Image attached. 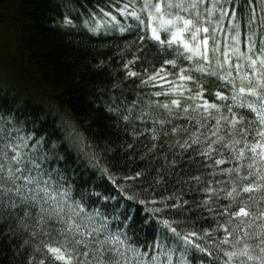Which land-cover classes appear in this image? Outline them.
Returning a JSON list of instances; mask_svg holds the SVG:
<instances>
[{
    "label": "snow or ice",
    "instance_id": "snow-or-ice-1",
    "mask_svg": "<svg viewBox=\"0 0 264 264\" xmlns=\"http://www.w3.org/2000/svg\"><path fill=\"white\" fill-rule=\"evenodd\" d=\"M117 11L143 27L141 42L149 40L172 56L142 81L151 82L153 87L157 81L162 82L161 90L152 95L171 99L164 103L148 101L147 110L139 118L146 122L144 117H151V110L158 108L172 119L186 120L189 127L173 125L169 132L163 126L171 123L170 119L152 117V139L159 140L160 132L175 135V146L182 150L175 155L192 150L214 160L207 165L214 169L210 173L213 177L218 172L228 176L226 181L208 182L202 190L197 187L203 192L198 207L211 214L214 227L200 232L178 230L175 225L180 221L157 214L166 208L183 209L189 201L182 194L173 192L157 200L152 192L149 200L133 191L127 194L128 200L145 206L163 205L153 207L152 216L146 218V223L156 218L160 229L151 243L130 236L127 223L124 229L113 230L112 220L99 208L88 211L83 194L74 198L73 189L66 185L58 168L44 166L50 158L39 152L42 139L30 145L31 136L13 137L2 127L0 215L7 212L15 217L17 227L30 231L33 239L48 238L40 244L52 264H195V259L190 261L189 257L196 253L201 254L199 259L205 255L210 258L203 264H264V0H126ZM104 16L110 20L98 23L92 31L105 25L126 30L111 12H104ZM242 24L247 28L243 39ZM167 66L176 71H169ZM127 75L134 77L137 73L129 71ZM203 77H215L228 89V93L215 92L221 103L204 98ZM190 85H195V90ZM128 119L124 117L125 122ZM156 125L161 126L159 130ZM214 154L220 158L214 159ZM165 160V167L153 178L154 186L165 184V176L175 175L177 160L173 158L170 164L167 157ZM227 163L233 166L219 168ZM143 175L141 171L126 179L136 180ZM189 180L199 185L202 177L192 175ZM214 183L222 186L215 187ZM118 187L125 192L132 186ZM148 191L142 189L143 193ZM126 219L131 222L133 216ZM43 249L40 245L35 248L37 252ZM39 264H46V259H40Z\"/></svg>",
    "mask_w": 264,
    "mask_h": 264
},
{
    "label": "trees",
    "instance_id": "trees-1",
    "mask_svg": "<svg viewBox=\"0 0 264 264\" xmlns=\"http://www.w3.org/2000/svg\"><path fill=\"white\" fill-rule=\"evenodd\" d=\"M124 2L0 0V127L13 137L31 136L30 145L42 139L39 152L47 153L50 158L44 166L61 171L66 185L73 189L74 198L79 199L83 194L88 211L99 208L112 220L113 230L124 229L127 223L130 236L151 243L160 225L156 218L147 223L146 218L152 216L153 207L163 205L145 206L128 200L127 194L135 191L149 200L152 192L156 193L157 200L173 192L182 194L188 205L179 211L166 208L157 216L180 221L175 225L178 230L200 232L202 228L214 227V221L206 209L198 207L203 192L197 191V187L202 190L208 182L226 181L228 176L218 172L213 177L210 173L214 169L207 165L214 160H207L192 150L183 156L175 155L182 151L175 146L178 138L175 135L165 136L160 132L159 140L152 139V117L170 119L171 123L163 126L169 132L173 125L189 127L186 120L172 119L163 109L153 108L151 117L145 116L146 122H141L139 117L147 110L148 101L164 103L171 99L152 95L161 90L162 82L157 81L153 87L151 82L143 84L142 81L172 56L149 40L141 42L143 27H137L136 21L131 19L128 25L121 23L117 8ZM104 12L115 15L126 30L121 32L119 26L113 29L106 25L92 31L97 22L108 18ZM246 32L242 24V39ZM129 61L134 62L129 64ZM167 67L169 71H176ZM129 71L137 75L130 77ZM201 82L206 89L204 98L209 101L221 103L215 92L228 93L215 77H203ZM190 86L195 90V85ZM125 116L129 117L127 122ZM156 127L159 130L161 126ZM166 157L169 164L173 158L177 160L175 175L165 176V184L154 186L153 178L165 167ZM219 158L214 154V159ZM232 166L227 163L219 168ZM141 171L142 177L126 179ZM192 175L202 177L199 185L189 180ZM178 179L188 182L178 183ZM118 185L132 187L121 192ZM213 186L222 185L214 183ZM145 188L149 189L148 193L142 192ZM128 216H133L131 222L127 221ZM17 225L18 220L7 212L0 215V264H29V261L39 264L40 259L52 264L44 256L47 250L40 244L48 238L33 239L30 231ZM37 245L42 252L35 250ZM200 256L196 253L189 259H195V264L210 259L206 255L199 259Z\"/></svg>",
    "mask_w": 264,
    "mask_h": 264
},
{
    "label": "rangeland",
    "instance_id": "rangeland-1",
    "mask_svg": "<svg viewBox=\"0 0 264 264\" xmlns=\"http://www.w3.org/2000/svg\"><path fill=\"white\" fill-rule=\"evenodd\" d=\"M119 16H120V19L122 20L121 23H124L125 25H128V22L131 20V18H127V19H126L125 17L121 16L120 14H119ZM108 20H110V17H108V18L106 19V21H108ZM102 21H104V18H103V20H101L100 22H97V24H98V23H101ZM125 25H124V26H125ZM105 26H106V25H105ZM105 26H102V27H105ZM106 27H109V26H106ZM106 27H105V28H106ZM40 89H41V87H40Z\"/></svg>",
    "mask_w": 264,
    "mask_h": 264
}]
</instances>
